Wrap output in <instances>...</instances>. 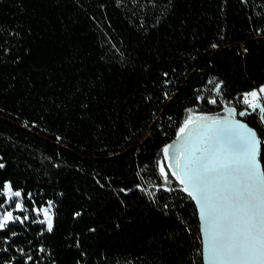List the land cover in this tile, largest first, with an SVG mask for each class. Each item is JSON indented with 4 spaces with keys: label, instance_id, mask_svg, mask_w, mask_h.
<instances>
[{
    "label": "trees",
    "instance_id": "trees-1",
    "mask_svg": "<svg viewBox=\"0 0 264 264\" xmlns=\"http://www.w3.org/2000/svg\"><path fill=\"white\" fill-rule=\"evenodd\" d=\"M257 29L264 0H0V181L56 201L46 264H201L195 204L157 192L155 161L210 77L229 100L264 83ZM239 118L264 132L258 111Z\"/></svg>",
    "mask_w": 264,
    "mask_h": 264
},
{
    "label": "snow or ice",
    "instance_id": "snow-or-ice-1",
    "mask_svg": "<svg viewBox=\"0 0 264 264\" xmlns=\"http://www.w3.org/2000/svg\"><path fill=\"white\" fill-rule=\"evenodd\" d=\"M257 35L264 36V30L257 29ZM240 48L244 53L249 51L244 45ZM162 75L164 85L174 83L167 71ZM207 83L213 85L207 89L210 94L196 90L192 106L183 109L186 115L176 127L175 138L164 143L157 153L155 165L162 182L153 187L157 192L169 194L178 191L195 202L202 237L197 248L201 264H264V132L237 119L258 111L264 124V83L237 93L232 100L224 95L227 87L224 79L212 76ZM174 95L165 91L163 99L171 101ZM145 99L151 101L152 97ZM205 103L220 110H198ZM158 110L162 111L153 109L150 115L163 131L155 116ZM167 119L171 124L173 118ZM25 126L29 122L25 121ZM150 137L151 132L146 138ZM62 139L56 136L58 142ZM6 169V161L0 156V170ZM172 178L178 182L175 187ZM97 183L104 186L100 181ZM135 189L146 191L140 183L135 184ZM132 191V188L119 189L121 193ZM42 192L16 187L11 179L0 181V264H46L52 255L44 240L45 234L54 232L56 201L38 203L36 198ZM155 197L156 193L149 194L153 203ZM168 208L169 204L164 203L163 209ZM81 214L76 211L72 215L77 218ZM31 225H37L38 231L28 239L25 233L31 231ZM88 231L94 232L95 228ZM18 240L21 242L17 243ZM76 246L80 247L79 239ZM51 264L56 261L52 259ZM77 264L81 262L78 260Z\"/></svg>",
    "mask_w": 264,
    "mask_h": 264
},
{
    "label": "water",
    "instance_id": "water-1",
    "mask_svg": "<svg viewBox=\"0 0 264 264\" xmlns=\"http://www.w3.org/2000/svg\"><path fill=\"white\" fill-rule=\"evenodd\" d=\"M237 119H241V118H239V117H237ZM243 120V119H242ZM245 121V120H244ZM246 122V121H245ZM247 123V122H246ZM249 126L250 127H252L250 124H249ZM193 203L195 204V202L193 201ZM197 214H198V212H197ZM198 219H199V217H198ZM202 238V237H201Z\"/></svg>",
    "mask_w": 264,
    "mask_h": 264
},
{
    "label": "rangeland",
    "instance_id": "rangeland-1",
    "mask_svg": "<svg viewBox=\"0 0 264 264\" xmlns=\"http://www.w3.org/2000/svg\"><path fill=\"white\" fill-rule=\"evenodd\" d=\"M168 162L167 161H165V164H167ZM167 170V169H166Z\"/></svg>",
    "mask_w": 264,
    "mask_h": 264
}]
</instances>
